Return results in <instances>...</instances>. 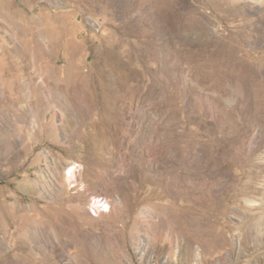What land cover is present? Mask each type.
<instances>
[{
    "label": "rangeland",
    "instance_id": "374dc122",
    "mask_svg": "<svg viewBox=\"0 0 264 264\" xmlns=\"http://www.w3.org/2000/svg\"><path fill=\"white\" fill-rule=\"evenodd\" d=\"M0 264H264V0H0Z\"/></svg>",
    "mask_w": 264,
    "mask_h": 264
},
{
    "label": "bare ground",
    "instance_id": "6f19581e",
    "mask_svg": "<svg viewBox=\"0 0 264 264\" xmlns=\"http://www.w3.org/2000/svg\"><path fill=\"white\" fill-rule=\"evenodd\" d=\"M72 171H73V169L70 170L69 175H71Z\"/></svg>",
    "mask_w": 264,
    "mask_h": 264
}]
</instances>
